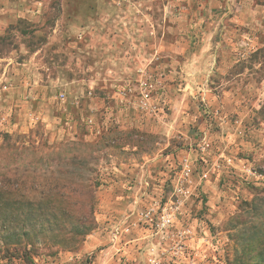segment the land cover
Returning a JSON list of instances; mask_svg holds the SVG:
<instances>
[{"label": "rangeland", "instance_id": "374dc122", "mask_svg": "<svg viewBox=\"0 0 264 264\" xmlns=\"http://www.w3.org/2000/svg\"><path fill=\"white\" fill-rule=\"evenodd\" d=\"M0 196V264H248L264 0H0Z\"/></svg>", "mask_w": 264, "mask_h": 264}, {"label": "trees", "instance_id": "16d2710c", "mask_svg": "<svg viewBox=\"0 0 264 264\" xmlns=\"http://www.w3.org/2000/svg\"><path fill=\"white\" fill-rule=\"evenodd\" d=\"M2 197L0 196V211L3 208L11 206V202H3ZM16 202L14 201V204ZM29 202H27L28 204ZM29 215H27L28 218ZM29 219V218H28ZM27 219V220H28ZM258 219V218H257ZM7 218H3L5 222ZM247 251L250 255L248 264H264V211L260 213V218L257 221V224L253 227L252 234L247 239ZM255 263H251L254 262Z\"/></svg>", "mask_w": 264, "mask_h": 264}, {"label": "built area", "instance_id": "2783aa9c", "mask_svg": "<svg viewBox=\"0 0 264 264\" xmlns=\"http://www.w3.org/2000/svg\"><path fill=\"white\" fill-rule=\"evenodd\" d=\"M148 218V216H146ZM167 223H169V220L167 221ZM164 226V225H163Z\"/></svg>", "mask_w": 264, "mask_h": 264}]
</instances>
